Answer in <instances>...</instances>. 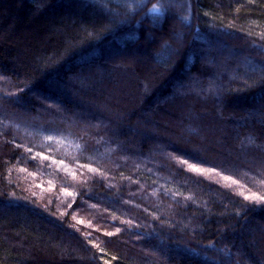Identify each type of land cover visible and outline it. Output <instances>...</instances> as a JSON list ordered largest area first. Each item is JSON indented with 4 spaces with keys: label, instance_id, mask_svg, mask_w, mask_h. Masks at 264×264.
Returning a JSON list of instances; mask_svg holds the SVG:
<instances>
[{
    "label": "trees",
    "instance_id": "1",
    "mask_svg": "<svg viewBox=\"0 0 264 264\" xmlns=\"http://www.w3.org/2000/svg\"><path fill=\"white\" fill-rule=\"evenodd\" d=\"M0 264H264V0H0Z\"/></svg>",
    "mask_w": 264,
    "mask_h": 264
},
{
    "label": "rangeland",
    "instance_id": "2",
    "mask_svg": "<svg viewBox=\"0 0 264 264\" xmlns=\"http://www.w3.org/2000/svg\"><path fill=\"white\" fill-rule=\"evenodd\" d=\"M215 98V97H214Z\"/></svg>",
    "mask_w": 264,
    "mask_h": 264
}]
</instances>
